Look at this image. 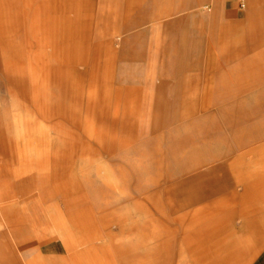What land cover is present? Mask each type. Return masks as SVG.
Instances as JSON below:
<instances>
[{
  "label": "rangeland",
  "instance_id": "1",
  "mask_svg": "<svg viewBox=\"0 0 264 264\" xmlns=\"http://www.w3.org/2000/svg\"><path fill=\"white\" fill-rule=\"evenodd\" d=\"M255 2L251 7L249 0H72L65 12L74 22V41L64 56L51 26L44 24L55 14L49 2L0 0V19L11 17L9 33L16 45L9 48L15 62L10 71L19 73L0 80V180L5 186L0 264L29 258L5 232L9 221L21 217L33 222L40 237H55L43 246V252L53 251L51 258L34 257L35 264L89 258L96 264H161V256L144 251L165 254V264H203L202 252L218 259L255 245V239L236 237L256 235L258 224L242 221L264 212L255 206L258 194L264 195V136L258 142L251 135L264 132V126L250 120L249 142L233 145L247 152L235 167L244 174L236 190L246 195L249 207H207L230 204L231 193H218L211 202L200 199L204 193L195 191L197 185L175 181L179 167L199 154L200 128L189 122L208 113L209 97H196L206 104L196 113L188 110L192 97L172 94L166 96L167 113L148 110L161 78L170 83L188 67L208 71L209 56L264 50V0ZM233 66L248 67L253 80L264 78V63ZM246 105L250 116H264V105ZM149 114H165L167 128L147 121ZM59 175L67 194L55 191L52 199L36 203L40 192H53ZM19 190L21 195L12 196ZM209 230L212 239L203 240ZM119 246L129 255L117 257ZM229 256L235 264L254 258Z\"/></svg>",
  "mask_w": 264,
  "mask_h": 264
},
{
  "label": "crops",
  "instance_id": "2",
  "mask_svg": "<svg viewBox=\"0 0 264 264\" xmlns=\"http://www.w3.org/2000/svg\"><path fill=\"white\" fill-rule=\"evenodd\" d=\"M43 1L49 2L51 4V8L55 13L52 18L49 17L48 19H45L44 24L48 22L47 26H51L54 41L60 44L64 56H67L70 53V45L74 41V22L72 19H70L65 11L67 6L72 3V0ZM249 1L252 7L256 3L255 1L259 0ZM0 21V80L8 78H19V76L16 75L19 74L18 72H16L15 70L10 71V66L15 64V62L10 59L9 48H16V45L13 44V40L10 37L9 33L12 28V19L11 17L9 18L7 16H4L2 17V19H0ZM257 48L259 47H253L252 49L255 50ZM263 51L259 49L258 51H256V54L254 53L252 55H225L219 57L209 56L208 63H210L212 66L209 67L208 71H192V69L194 70L196 68L188 67L186 68V70L190 69L192 72L190 70H187L186 73H183L182 77L181 74H178L177 78H172V82L170 83L166 78H161L159 83H156L155 87L152 88L154 89V93H151V95H154V97L156 98L148 104V110L150 113H152L153 111L158 113H167L170 108V102L169 99L166 98V96H168L169 94L178 96L180 98L192 97V109L188 110H192L193 113L203 111L204 108L202 106L206 105L204 104V102L202 104L201 100L196 99V97H209L208 105L210 107L208 113H200L189 122V124L193 123L196 127L198 125V128H200L199 135H201L200 137H202V139L198 147L199 154L195 156V162L187 163L184 165L181 164L183 166L179 167L178 172L176 173L177 180L175 181L178 186H180L181 183L193 185V187L197 185L198 188L196 187L195 191L204 193L200 195V199L202 197L203 199H211V202L217 201H214L213 199L215 196H217L218 193H221L223 191L231 193V200H229L231 201L230 204L225 202L223 204H210L207 207H249L246 195L243 194L242 191L236 190L237 183L241 181V177L244 174L242 168L235 167L240 165V161L243 159V157H245L247 152L237 150L239 146L237 148H234L233 145L236 144L241 146L249 142V127L251 124L249 122L250 120L256 121L257 127L264 126L259 124L264 116H250L249 112L247 111L248 105H246V103L248 102L253 105H264V78H256L255 80H253L249 75L248 67H234L233 64L246 65L249 63H264ZM217 64H219V67L217 66ZM50 72L51 71H48L49 75ZM35 73H37V71ZM39 73L40 72H38L37 74ZM65 78H68V76H65ZM169 87H171L170 92L168 89ZM218 97H224V99L220 100L218 99ZM180 98L177 99L178 103L180 101ZM187 103H184L183 106H185ZM21 106L24 107V104ZM61 106L62 109L60 108L59 111L65 113V111L67 110L66 106ZM180 106L181 104H178L176 110H180ZM148 110L146 109V111ZM218 112L222 114L218 116ZM164 115L165 114H162L160 118H155L152 114L146 116L147 121H149L150 123H152V120L154 119L156 122H164V128H167L168 118ZM163 124H161L160 129L161 135H163ZM156 126H158V124H156ZM251 135H253V137L258 139L257 141L260 142L262 139L259 137L264 136V132L256 131ZM3 137L4 134L0 132V145L4 143H2ZM158 144L162 150L163 143L158 142ZM153 150L155 151L157 149ZM184 158H186V156ZM184 176H186L187 178H183ZM223 176H225V179H222ZM61 179L62 177L60 175L57 176L55 182L56 187L53 189V192L49 193L48 195H42V193L40 192L39 196H42L41 200H35V202L43 203L48 201L49 199H52L55 191L66 195L68 190L64 186V183L61 181ZM224 180L226 184L222 183ZM228 181L229 184H227ZM4 191V182L0 180V201H3L5 198V195H3ZM245 192H247V190H245ZM17 194L21 195V190L17 191L12 196H16ZM262 197L263 198H261V195L258 194V199L256 200L257 204L255 205L257 208H264V195H262ZM18 201L20 202V200ZM30 201V199L25 200V202ZM210 214L211 212H208V215ZM249 222H255L258 224L257 230L255 231L256 235L252 237H249L248 235L240 236L236 237V239H255L256 241L253 247H246L245 252L240 251L224 253V256L218 257V259H216L217 257H209V255H213L210 252H202L199 255H202L200 257L203 258V264H235V262H233L234 260L231 259L233 257H230L229 255L238 254L254 255V258L250 261L249 264H264V212L258 213L256 220L250 221L246 219L242 221V223ZM32 223L33 222L30 221V219L21 217L17 218L16 220L9 221L6 226V235L12 241L16 250L24 257H29L23 258L22 262L18 264H35L34 257L42 256L45 257L44 259H46V257L51 258L52 256L51 253L53 251L45 253L43 252V246L47 243V241H51L55 239V237H40L39 235H37ZM212 232L213 231L209 230V235L205 236L203 240L212 239L213 236H210ZM252 248L255 249V252ZM116 249L118 250L116 251L117 257L121 258L122 256L125 257L129 255L128 253L123 251L124 247L122 248L121 246H119ZM142 253L143 255L161 256V264L168 263V259H164L165 254L155 252L150 254L146 251ZM167 255L171 254L168 253ZM78 257L80 256H77V258ZM77 261L74 263H97L95 258H89L88 260L84 261ZM118 263L120 264V261Z\"/></svg>",
  "mask_w": 264,
  "mask_h": 264
}]
</instances>
